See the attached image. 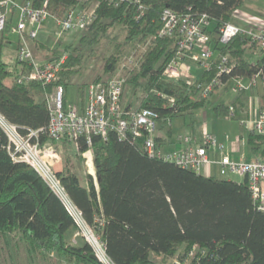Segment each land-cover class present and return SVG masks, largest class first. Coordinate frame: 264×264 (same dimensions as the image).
Returning a JSON list of instances; mask_svg holds the SVG:
<instances>
[{
	"label": "trees",
	"instance_id": "obj_1",
	"mask_svg": "<svg viewBox=\"0 0 264 264\" xmlns=\"http://www.w3.org/2000/svg\"><path fill=\"white\" fill-rule=\"evenodd\" d=\"M18 1L40 8L45 0ZM93 4V20L87 29L75 32L74 42L60 43L53 50L44 36L37 40L46 52L44 60L67 56L57 84L65 91L75 85L84 104L91 85L106 84L133 57L135 65L122 70L121 103L127 115L143 108L157 112L158 132L163 133L157 143L162 148L173 137L175 118H188L194 131L205 107L225 118L237 103L203 99L197 85L164 74L179 52L160 34L165 9L208 18L212 70L198 76L201 81L212 76L222 56L235 65L224 82L235 76L264 77V57L257 43L250 44L244 35L225 45L219 40L221 28L235 23L245 0H48V23ZM10 35L0 33V114L27 135L47 129L55 86L19 82L31 69L21 67L18 60L13 67L3 60ZM87 70L91 73L83 79ZM239 117L236 109L234 120ZM39 140L42 147L50 143L47 133ZM144 140V135L133 134L121 139L110 130L106 140L93 135L91 146L85 138L77 145L51 142L74 144L78 157L93 150L95 175L87 173L85 182L70 169L55 172L86 222L101 235L109 257L116 264H167L176 255L186 264H264V212L252 197L248 179L208 176L152 158ZM248 141L252 153L264 155V135L252 132ZM9 146L0 130V264H102L83 237L74 242L79 229L72 215L32 166L12 159Z\"/></svg>",
	"mask_w": 264,
	"mask_h": 264
},
{
	"label": "built area",
	"instance_id": "obj_2",
	"mask_svg": "<svg viewBox=\"0 0 264 264\" xmlns=\"http://www.w3.org/2000/svg\"><path fill=\"white\" fill-rule=\"evenodd\" d=\"M85 1V0H83ZM87 1V0H86ZM117 2V0H112ZM118 3H116L117 5ZM95 4L90 7L72 10L65 19L54 22L56 32L72 34L84 31L93 20ZM48 0L40 8H35L31 1L0 0V33L18 35L17 60L20 66L30 68L19 80L39 81L44 84H54L55 88L49 99L50 121L47 129L30 132L23 135L18 127L0 114V130L9 140V153L14 161H23L32 166L61 199L68 212L74 218L79 232L76 237H83L94 250V254L102 264H116L107 254L106 246L101 235L97 234L85 220L80 209L73 203L63 187L61 180L52 168V163L57 160L56 144L68 140L77 143L85 138L89 146L92 145V136H99L106 140L110 130L116 131L119 138L124 139L129 134L136 137H145L144 146L147 154L152 158L173 162L185 169L202 172L213 162L209 151L217 150L224 155L218 161L220 174L227 176L234 174L242 179H248L249 187L254 201L260 211L264 212V161L237 160L226 153L227 146L211 133L200 137L185 135L178 136L177 141L181 149L165 151L157 143L158 114L150 108H143L127 115L122 106V94L125 77L122 70L134 66L135 60L131 57L127 64H123L106 84L98 83L89 87L87 99L82 103H68L63 85L57 84L61 79L66 55L54 60H39L33 51V42H36L45 32L44 27L49 21ZM210 22L206 16L194 19L190 15L180 16L171 9H165L162 14L161 36L171 39L178 47V57L166 67L164 74L172 80H188L197 85L203 99L211 98L219 89L227 84L233 86L236 95L260 88L264 94V77L257 74L252 80H245L239 76L232 77L226 82L225 76H230L235 65L230 57L222 56L215 65L212 76L191 79L188 64H198L204 71L212 70L213 50L212 38L207 29ZM238 35H244L250 44L257 43L259 51L264 57V22L251 21L248 26L242 27L235 23L226 24L221 28L219 40L228 44ZM191 58H187L188 56ZM187 58V59H186ZM236 106L230 107L228 118H236ZM240 125L250 132L264 135V110L254 118L240 119ZM47 133L49 142L42 147L39 137ZM35 140V141H34ZM193 253L190 254L192 256ZM176 262L175 264H186Z\"/></svg>",
	"mask_w": 264,
	"mask_h": 264
},
{
	"label": "rangeland",
	"instance_id": "obj_3",
	"mask_svg": "<svg viewBox=\"0 0 264 264\" xmlns=\"http://www.w3.org/2000/svg\"><path fill=\"white\" fill-rule=\"evenodd\" d=\"M243 9L246 12L252 15L259 16L262 20H264V0H245ZM51 23L52 22L46 23V26L44 27L45 32L40 37L42 39V37L44 36V39L46 40L47 44L51 47V49L56 50L60 43L61 45H66L68 43L75 41V38L78 33L63 34L60 36L56 32V26H54V23L53 24ZM10 39H11V43L5 49L3 60L7 62L11 67H13L17 64L18 35L11 34ZM32 44L34 45L33 51L36 57L44 60L45 59L44 56L46 52L44 51L43 47H41V45H37V41L33 42ZM37 47H40V49L39 48L37 49ZM188 63H190V61L186 62V66H188L191 71L190 78L195 79L201 77V74L203 73V68L198 64H193V63L188 64ZM94 66H96L95 62L91 64V67ZM89 73H91V71L87 70L83 79L87 78ZM137 95H140V93L136 94V96ZM234 95L236 94H234L233 92V86L231 84H227L223 88L219 89L210 99L212 101H216L217 103H219L220 101L222 102V99L224 98L226 100L235 98ZM81 96H82L81 93L78 91V88L75 85H71L70 87H68L66 91V101L68 103H74V104L80 103L81 100H83ZM124 97L125 100H128L127 93H125ZM86 99L87 98L85 97V100ZM198 119H199V123L197 124L195 130L193 131L192 128L190 127V120L188 118L185 117L175 118L172 122L173 132H174L173 134L175 135L174 140L178 138V136L180 135L185 136V135L196 134V136H200L203 134L211 133L216 135L219 141L224 139L225 142L228 144H233L234 146L242 147L241 135L246 137V134H242L241 132L244 130L240 125L239 122L240 119H238L237 121L230 119L228 117L220 118L217 116L216 112L209 106L205 107L199 112ZM243 140L246 139L244 138ZM55 149L58 152L59 158L52 163V168L54 170L70 169L71 171L76 172L80 176L83 182L86 181V175L88 172H92L95 174V168L93 170H90L92 166L94 167L93 150H89L82 156L78 157V155L76 154L77 150L75 148V145L72 143H69L68 145L59 144L58 146H56ZM236 152L237 151H235V153ZM236 154L237 157L242 158L241 153H236ZM205 169H203V171ZM212 175L215 177H225L226 179H232L236 181H239L241 179L239 176L234 174H228L227 176H222L219 172V169L216 168L213 170ZM162 259H163L162 257L159 258L160 263L162 262L161 261ZM176 262H180L177 255L172 259H168L167 264H175Z\"/></svg>",
	"mask_w": 264,
	"mask_h": 264
},
{
	"label": "crops",
	"instance_id": "obj_4",
	"mask_svg": "<svg viewBox=\"0 0 264 264\" xmlns=\"http://www.w3.org/2000/svg\"><path fill=\"white\" fill-rule=\"evenodd\" d=\"M235 17H236L235 18V24L242 26V27L248 26L249 23L253 20L264 22V20H262L259 16L252 15V14L246 12L243 8L236 13ZM234 97L235 98L228 99V100H226L224 98L225 100L222 99V102L220 101L219 103L231 104L233 102H237L235 104V106L237 109H239V114L241 116L238 119L254 118L255 116L258 115L259 110H261V109L264 110V94L260 88H258L256 90L248 91L241 96L240 95H234ZM242 129L244 130V131H241L242 134H246V137L241 135L242 147H240V146L237 147V146H234L233 144H228L225 142L224 139L221 140L227 146L226 153L229 154L230 156H232L233 158L237 159V160H244V161H248V162L254 161L255 159H258V158L264 160V155L262 156L261 154H254L251 151V146L249 144L248 139H249L250 133H252V132H250V130L243 128V127H242ZM158 136L163 137V133L158 132ZM195 136H196V134H195ZM200 136H202V135H200ZM200 136H197V137H200ZM174 137H175V135L173 134V137L170 139V141L166 142V145L163 146V149L165 151H175V150L181 149L182 145L177 141V138L175 139L176 140L175 141ZM244 138L246 140H243ZM235 151H237L236 153H241L242 158L237 157L236 156L237 154L235 153ZM209 155H210V159L213 163L210 164L203 172H204V174L211 176L212 172L215 168L219 169V165L217 163L221 159V157L224 155V153H221L217 150L216 151L210 150ZM93 169H94V167L92 166V168L90 170H93ZM59 170H63V169H59ZM219 172H220V169H219ZM88 173L95 175L92 172H88ZM240 180H243V179L241 178Z\"/></svg>",
	"mask_w": 264,
	"mask_h": 264
},
{
	"label": "water",
	"instance_id": "obj_5",
	"mask_svg": "<svg viewBox=\"0 0 264 264\" xmlns=\"http://www.w3.org/2000/svg\"><path fill=\"white\" fill-rule=\"evenodd\" d=\"M93 258H94V259H97V257H96L95 255L93 256Z\"/></svg>",
	"mask_w": 264,
	"mask_h": 264
}]
</instances>
